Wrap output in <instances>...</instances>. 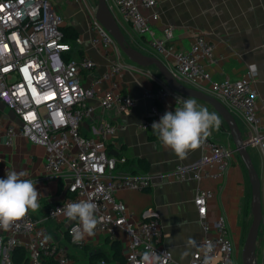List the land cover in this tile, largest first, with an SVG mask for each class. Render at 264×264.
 I'll return each instance as SVG.
<instances>
[{"label":"built area","instance_id":"1","mask_svg":"<svg viewBox=\"0 0 264 264\" xmlns=\"http://www.w3.org/2000/svg\"><path fill=\"white\" fill-rule=\"evenodd\" d=\"M121 29L127 24L137 36L143 37L146 46L155 55L170 52L166 43L172 38V27L166 26L161 34L155 31L158 19L157 0H106ZM91 9L89 41L93 47L117 46L114 38L94 17ZM64 19L51 0H0V101L17 117L8 120L0 116V143L11 145L16 136L27 137L46 147L44 170L48 174L65 173L67 178L64 196L52 203L44 218L36 217L31 210L17 220L10 229H0V264H14L12 252L25 247L28 264H69L65 245L49 239L43 221L61 219L66 222V233L73 242L71 229L79 221H69L63 215L67 203L90 200L96 205L97 226L94 234L114 236L115 229L124 236L123 264H168L171 252L162 245L160 213L153 206L144 207L137 219L127 213L123 200L116 196L121 189L145 190L154 183L147 172L117 173L115 168L123 158L108 154L106 141L116 131L114 124L91 120L87 129L85 121L94 114L95 100L101 110L119 112L135 105L127 92L115 89L97 91L99 79L84 83L81 74L94 66L88 54L71 55L82 43L77 36L72 41L64 39L61 27ZM214 42L197 35L187 50L171 52V70L182 82L207 81V91L219 99L233 115L241 116L245 123L250 145L261 153L260 175L262 220L264 233V108L258 111L257 93L253 87L257 71L248 67L238 79L213 80L206 64H215ZM70 55L66 58V55ZM124 65L114 62L103 75L108 78L118 74ZM156 87H145L143 96L149 101L147 117L140 129L158 122L166 111H175L188 97L173 92L163 79L150 74ZM202 89V88H200ZM175 99L172 107L162 104L168 96ZM177 97L181 100L177 103ZM208 156L194 165L177 164L171 173L185 179L190 174L197 181L222 175L235 157L236 151L228 142L214 139L211 134L199 145ZM202 164L215 166V173ZM8 171V170H7ZM0 178L6 177V172ZM212 192L198 188L194 205L202 236L192 252L189 264H235L234 246L225 220L219 216L210 222L207 218V200ZM93 234V235H94ZM84 240L81 242L83 243ZM76 243V244H81ZM211 244V251L208 245ZM149 259L145 261L144 255ZM97 264H108L103 258ZM257 264H264V241Z\"/></svg>","mask_w":264,"mask_h":264},{"label":"crops","instance_id":"2","mask_svg":"<svg viewBox=\"0 0 264 264\" xmlns=\"http://www.w3.org/2000/svg\"><path fill=\"white\" fill-rule=\"evenodd\" d=\"M51 1L61 13L64 25H73L77 30V36L82 39V43L71 54L74 56L88 54L94 61L93 68L81 74L82 81L87 84L93 79H99L97 91L115 89L129 93L135 100V105L124 112L114 109L101 110L97 102L92 100L95 106L93 117L82 125V129L86 130L91 120L96 123L114 124L116 131L106 141L107 150L111 155L124 159L123 162L117 163L115 172H147L153 176L154 183L145 190L121 189L116 192V196L124 201L127 213L132 215L133 219H137L144 207H155L160 213L163 232L161 243L172 255V260L168 264H189L190 256L202 236L194 197L198 188L209 190L212 195L207 200V218L210 222L219 216L224 218L234 246L233 261L235 264H242L241 249L246 234L244 227L251 216L250 184L246 168L238 154L235 153L234 159L222 175L210 176L200 181L190 174L185 179L174 177L171 173L177 164L194 165L203 156H208V153L199 146L189 150L185 158H180L170 148L165 147L158 136L150 137V126L147 129L139 128L140 123L147 117L149 104L142 90L153 86L150 74L160 76L155 67H141L132 63L118 46L93 47L89 41L92 6L88 0ZM156 9L158 12V19L154 23L156 33L160 35L164 27H172V38L166 43L170 52L159 56L169 68L172 64L171 52L187 50L197 35H203L215 45L214 54L217 62L204 63L211 79L217 81L224 78L238 79L245 75L248 67H255L257 75L253 87L257 93L256 103L258 111L264 108V0H157ZM123 32L135 48L143 53L153 54L143 37L137 36L131 26L125 24ZM117 61L124 65L122 71L103 78L109 67ZM186 83L202 89L208 86L207 81L201 80ZM174 101V97L170 95L162 106L172 107ZM198 105L204 107L202 104ZM0 116L8 120L17 119L1 101ZM218 117L222 123L219 115ZM234 117L240 129L247 133L241 116L235 114ZM211 136L233 146L225 126L220 125L218 130L213 129ZM251 147L257 149L261 172L260 150L257 146L250 145L249 154ZM45 154L46 147L43 144L24 136H16L11 145L0 143V176L7 170H15L26 173L25 178L36 181V188L40 193L38 198L40 208L31 212L39 218H44L48 207L64 196L67 183L65 173L45 172L43 167ZM250 158L256 169L257 163L251 154ZM140 159L147 162L146 170L143 169ZM201 167L209 168L213 173L216 171L214 165L202 164ZM43 225L49 239L66 246L69 264H97L98 256L111 258L113 240L119 242L121 253L125 250L124 236L119 229H115L113 237L102 233L94 234L86 236L83 243L76 244L66 233L65 221L46 219Z\"/></svg>","mask_w":264,"mask_h":264},{"label":"clouds","instance_id":"3","mask_svg":"<svg viewBox=\"0 0 264 264\" xmlns=\"http://www.w3.org/2000/svg\"><path fill=\"white\" fill-rule=\"evenodd\" d=\"M181 98L177 97V103ZM220 119L215 112H209L206 107L199 106L192 98L183 99L182 106H176L175 111H166L158 122H153L152 130L160 142L170 148L180 158H185L188 151L199 147L213 129L218 130ZM26 173L8 170L5 178H0V229L8 230L29 210L40 208L38 198L40 193L36 181L25 178ZM96 205L90 200L67 203L63 215L69 221H79L71 229L74 243H81L86 236H92L97 226L95 216ZM211 251V244L208 245ZM145 261L149 259L147 253ZM208 264V261H205Z\"/></svg>","mask_w":264,"mask_h":264},{"label":"water","instance_id":"4","mask_svg":"<svg viewBox=\"0 0 264 264\" xmlns=\"http://www.w3.org/2000/svg\"><path fill=\"white\" fill-rule=\"evenodd\" d=\"M94 17L114 38L118 48L132 63L148 67L153 66L173 92L207 104L222 119L221 127H226L233 143V148L244 164L250 184V215L251 220L247 228L242 249V264H257L256 241L261 230L262 208L260 176L258 175L249 154L250 140L243 132L232 112L215 96L207 91L188 85L177 78L172 70L155 54L143 53L131 45L126 39L119 23L110 11L106 0H96ZM110 154V151H108Z\"/></svg>","mask_w":264,"mask_h":264},{"label":"trees","instance_id":"5","mask_svg":"<svg viewBox=\"0 0 264 264\" xmlns=\"http://www.w3.org/2000/svg\"><path fill=\"white\" fill-rule=\"evenodd\" d=\"M61 30L63 32L64 39L66 41H72L77 36V30L71 24L63 25L61 27ZM122 31H123V29H122ZM69 56H70L69 54L66 55V58ZM156 86H157L156 84H153V87H156ZM149 134L151 135L150 137H156L157 136L156 133L152 130L151 126L149 129ZM140 163H141L144 170H146L148 168L147 162L144 161L143 159H140ZM246 231H247V226L245 225L244 232L246 233ZM111 249H112V257L111 258H109L108 256H98L99 259L100 258L105 259L108 264H123L124 263L123 254L121 253V247H120L119 242L117 240L112 241ZM12 260H13L14 264H28L27 251H26L25 247H23V246L16 247L12 252Z\"/></svg>","mask_w":264,"mask_h":264},{"label":"rangeland","instance_id":"6","mask_svg":"<svg viewBox=\"0 0 264 264\" xmlns=\"http://www.w3.org/2000/svg\"><path fill=\"white\" fill-rule=\"evenodd\" d=\"M88 2H89V4H90V6H92V8H96V0H88ZM59 11V10H58ZM60 13V12H59ZM156 72H157V70H156ZM158 73V72H157ZM159 74V73H158ZM198 104H202L204 107H206L208 110H210L211 112H214L213 111V109L212 108H210L208 105H206V104H204V103H201V102H197ZM250 154H251V157H252V159L254 160V162H256L257 163V168H256V170H257V173H258V175L260 176V167H259V162H258V153H257V149L256 148H253V147H251L250 148ZM256 160V161H255ZM250 219H251V216H249V218H248V222H247V224H246V226H247V228H248V226H249V224H250ZM263 239H264V233H263V231H262V229L259 231V233H258V237H257V241H256V255H257V257H259V255H260V248L262 247V241H263Z\"/></svg>","mask_w":264,"mask_h":264}]
</instances>
